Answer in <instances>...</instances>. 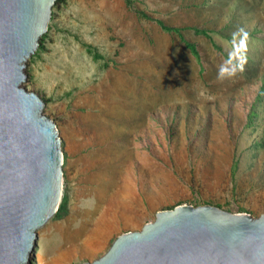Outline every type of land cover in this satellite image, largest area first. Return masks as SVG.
<instances>
[{"label":"rangeland","instance_id":"374dc122","mask_svg":"<svg viewBox=\"0 0 264 264\" xmlns=\"http://www.w3.org/2000/svg\"><path fill=\"white\" fill-rule=\"evenodd\" d=\"M47 32L22 86L48 99L63 193L32 264L93 261L182 204L264 213V0H64Z\"/></svg>","mask_w":264,"mask_h":264},{"label":"water","instance_id":"95a60500","mask_svg":"<svg viewBox=\"0 0 264 264\" xmlns=\"http://www.w3.org/2000/svg\"><path fill=\"white\" fill-rule=\"evenodd\" d=\"M57 0H0V264H32L43 227L63 193V148L44 99L22 83ZM81 264H264V213L217 205L156 211Z\"/></svg>","mask_w":264,"mask_h":264},{"label":"trees","instance_id":"16d2710c","mask_svg":"<svg viewBox=\"0 0 264 264\" xmlns=\"http://www.w3.org/2000/svg\"><path fill=\"white\" fill-rule=\"evenodd\" d=\"M64 2V0H57V2L55 3V5H58L60 3ZM142 12H140V15L143 16V17H146V18H149V16H147L146 14H141ZM159 24L163 27L164 30L168 31V32H178L179 34H181L182 32V29L180 28H175V27H171L169 25H166L165 23L163 22H159ZM195 32L198 34V35H202V36H206L208 38H211L212 41L213 40V37L211 36L210 32H208L207 30H203V29H198V28H195ZM49 36V33L46 31V33L44 35L41 36L40 38V44H39V50L41 51V49L45 46V42H46V39L48 38ZM186 44L188 46V48L195 54L196 57H199L200 55V52L197 48V45L195 43H191L189 41L186 40ZM39 53V51L37 52V54ZM94 57L96 59H99L101 58V56L98 54V53H95ZM43 98V97H42ZM45 103H48V99L47 98H43Z\"/></svg>","mask_w":264,"mask_h":264}]
</instances>
